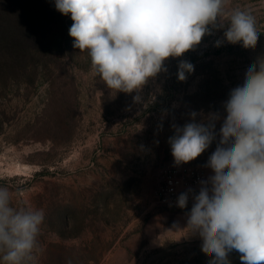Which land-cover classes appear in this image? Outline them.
<instances>
[{"label":"rangeland","instance_id":"rangeland-1","mask_svg":"<svg viewBox=\"0 0 264 264\" xmlns=\"http://www.w3.org/2000/svg\"><path fill=\"white\" fill-rule=\"evenodd\" d=\"M41 0H35L40 2ZM45 17L0 23V187L13 206L43 209L36 264H210L203 241L188 234L199 187L183 209L160 204L156 192L169 169L207 167L227 116L225 102L248 67L264 57V0H230L251 10L256 47L223 40L224 29L181 57L164 62L139 93L110 90L94 75L87 53L73 47L70 14L42 0ZM186 60L194 71L177 78ZM208 124L215 139L196 159L174 163L173 125ZM240 253L228 255L242 264ZM2 264V262H0Z\"/></svg>","mask_w":264,"mask_h":264},{"label":"clouds","instance_id":"clouds-1","mask_svg":"<svg viewBox=\"0 0 264 264\" xmlns=\"http://www.w3.org/2000/svg\"><path fill=\"white\" fill-rule=\"evenodd\" d=\"M73 21V47L90 58V68L108 89L139 93L150 78L166 71L164 62L198 46L211 29H224L223 40L256 47L260 32L251 10L229 8L230 0H54ZM194 65L181 60L177 78L186 80ZM220 140L207 162L214 175L201 181L187 214L188 234L203 241L210 264H230L240 253L242 264H264V57L251 64L244 83L231 90ZM173 125L169 138L176 165L199 157L213 142L215 120ZM191 190H189L190 192ZM189 193L177 206L188 204ZM43 209L13 206L12 194L0 187V262L36 264Z\"/></svg>","mask_w":264,"mask_h":264},{"label":"built area","instance_id":"built-area-1","mask_svg":"<svg viewBox=\"0 0 264 264\" xmlns=\"http://www.w3.org/2000/svg\"><path fill=\"white\" fill-rule=\"evenodd\" d=\"M205 174L191 167H179L169 169L165 179L156 192V198L160 204L177 208L178 196L189 193L188 203L192 201L193 188L199 187L201 181H205ZM189 190H191L189 192Z\"/></svg>","mask_w":264,"mask_h":264},{"label":"trees","instance_id":"trees-1","mask_svg":"<svg viewBox=\"0 0 264 264\" xmlns=\"http://www.w3.org/2000/svg\"><path fill=\"white\" fill-rule=\"evenodd\" d=\"M41 2L42 0L37 3L35 0H0V23H5L9 17H21L23 22L28 17H45Z\"/></svg>","mask_w":264,"mask_h":264}]
</instances>
